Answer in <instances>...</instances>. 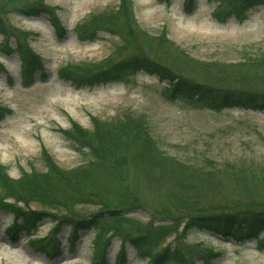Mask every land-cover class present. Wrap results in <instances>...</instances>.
Listing matches in <instances>:
<instances>
[{
	"label": "trees",
	"instance_id": "16d2710c",
	"mask_svg": "<svg viewBox=\"0 0 264 264\" xmlns=\"http://www.w3.org/2000/svg\"><path fill=\"white\" fill-rule=\"evenodd\" d=\"M211 1L216 4L214 18L220 23L232 18L243 23L256 6L264 3ZM194 3L195 0H185L188 9ZM57 9L46 0H0V50L7 55H19L25 86H30L39 72L45 78V68L42 58L28 44L34 33L11 25L8 15L16 12L46 17L58 37H63L66 29ZM76 31L83 42L98 40L101 32L120 39V45L101 65L68 64L59 70V78L77 89L125 83L131 76L146 72L168 81L162 92L167 101L182 100L215 112L232 108L264 111L263 57L236 65L199 61L177 48L164 33L153 40L158 50H151L145 43L147 33L135 19L132 0H120L117 6L92 15ZM11 39L16 40V48L10 45ZM156 53L164 55L162 60ZM1 72H5L2 66ZM12 113L10 108L0 105V121ZM91 120L92 130L74 121L69 129H61L76 150L89 157L79 166L64 169L42 148L45 169L22 171L19 178H12L0 161V216L13 217L6 229L11 243H17L24 233L29 237L36 235L38 224L50 219L54 223L49 232L52 237L34 239L33 244L40 245L39 249L48 254L58 255L56 236L63 227H70L69 241L73 247L81 231L94 229V264L110 263V248L116 239L120 241L116 264L128 261L127 245L133 247L138 257L148 259L147 264H195L193 248L200 246L191 247L186 241L192 230L212 233L237 244L255 239L260 248L264 246V235L260 238L264 232V163L239 160L222 164L209 159L205 165L184 163L160 148L145 114L128 111L111 121L96 117ZM133 178L151 181L149 186L157 193L159 203L154 212L161 218L153 215L145 221L126 214L145 207ZM208 195L216 197V202L200 201V197ZM80 205L98 209L85 214L77 209ZM174 235L173 244L168 243ZM200 252L216 256L213 249Z\"/></svg>",
	"mask_w": 264,
	"mask_h": 264
},
{
	"label": "rangeland",
	"instance_id": "374dc122",
	"mask_svg": "<svg viewBox=\"0 0 264 264\" xmlns=\"http://www.w3.org/2000/svg\"><path fill=\"white\" fill-rule=\"evenodd\" d=\"M132 2L135 19L147 33L149 38L145 43L151 50H158L153 40L164 33L177 48L199 61L236 65L249 58H264V4L254 8L243 23L234 18L220 23L214 18L216 4L211 0H195L189 9L185 0ZM46 3L58 8L57 14L66 29L65 36L58 37L46 17H28L16 12L8 15L11 25L34 33L28 44L42 58L46 77L41 78L39 72L33 84L25 87L19 55H7L0 50V65L7 72L0 73V105L13 111L0 121V161L12 178H19L22 171H43L42 148L64 169L83 164L89 159L86 152L77 151L61 129H69L74 121L92 130V117L111 121L128 111L145 114L160 148L184 163L205 165L208 159L222 164L239 160L264 163V111L232 108L215 112L182 100L167 101L162 92L168 81H161L157 75L146 72L131 76L125 83L83 89L61 80L59 70L68 64L101 65L113 53L120 43L119 37L101 32L98 40L83 42L76 28L92 15L117 6L120 0H46ZM2 43L0 34V47ZM10 45L15 48L16 40L11 39ZM155 55L161 60L164 56ZM149 177L147 175V179ZM132 182L137 193L143 196L145 205L144 209L136 210L134 216L145 221L153 215L161 218L154 212L159 203L157 193L155 195L149 186L151 181L133 178ZM200 201L216 202V197L208 195L200 197ZM165 202L169 205L168 200ZM33 207L42 209L38 204ZM77 209L91 214L98 206L80 205ZM0 219V264L95 263L94 229L81 231L72 248L70 227H63L57 235L60 254L51 255L32 244V239L48 235L54 226L50 219L38 224L35 236L28 238L24 234L16 244L10 242L5 231L13 217L4 214ZM263 235L264 232L260 238ZM174 237L167 242L173 244ZM186 241L191 247L200 246L193 248L195 264H264V246L260 248L254 239L236 244L212 233L192 230ZM119 247L120 241L116 239L110 248L112 259L109 264H116ZM202 249H213L216 256L200 252ZM127 250L125 264H147L148 259L138 257L133 247L127 245Z\"/></svg>",
	"mask_w": 264,
	"mask_h": 264
}]
</instances>
